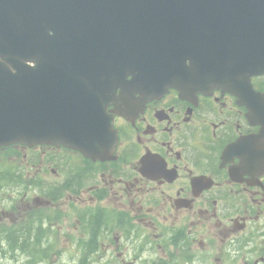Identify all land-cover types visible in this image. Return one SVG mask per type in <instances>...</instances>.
<instances>
[{
	"label": "flooded vegetation",
	"instance_id": "1",
	"mask_svg": "<svg viewBox=\"0 0 264 264\" xmlns=\"http://www.w3.org/2000/svg\"><path fill=\"white\" fill-rule=\"evenodd\" d=\"M252 82L264 91V75ZM144 97L107 106L118 140L104 158L0 150L12 152L0 191L15 195L0 204L1 264H27L33 250L35 264L55 251H67L63 264H264L262 126L220 87Z\"/></svg>",
	"mask_w": 264,
	"mask_h": 264
},
{
	"label": "water",
	"instance_id": "2",
	"mask_svg": "<svg viewBox=\"0 0 264 264\" xmlns=\"http://www.w3.org/2000/svg\"><path fill=\"white\" fill-rule=\"evenodd\" d=\"M261 74L264 0H0V146L104 158L116 142L107 105L170 86L236 94L259 138Z\"/></svg>",
	"mask_w": 264,
	"mask_h": 264
},
{
	"label": "rangeland",
	"instance_id": "3",
	"mask_svg": "<svg viewBox=\"0 0 264 264\" xmlns=\"http://www.w3.org/2000/svg\"><path fill=\"white\" fill-rule=\"evenodd\" d=\"M9 155L12 156V152H11V151H2V152H0V169H4V168L7 167V165H8V161H9ZM51 179H53V178L48 179V183H49V180H51ZM29 191H30V194H31V195L34 194L32 197L37 196V194L35 195V193L39 192V191L37 190V188H36V191H32V189L29 190ZM44 191H45V193H43V197L47 198L48 190H44ZM5 194L10 195L11 197H12V196H15V195H13V193L10 192V191H8V192H6V193H4V192H0V204H1V201H2V197H3ZM16 195H17V194H16ZM18 197H19V196H18ZM0 209H1V208H0ZM58 223H59V225L56 227L55 230L59 233V235L57 234L56 239H58V241H59V245H60V248H61V247H63V245H64V243H65V241H66V240L64 239V237H63L62 229H63V227L66 226L67 222H65V220H63V221L58 222ZM0 256H1V254H0ZM51 257L54 258V260H53L54 263L52 262ZM51 257H50V256L48 257L47 264H63V261H64V260H67V251H55L54 255H53V256L51 255ZM36 258H37V256H35V257L31 260V263H30V264H35V259H36ZM4 259H6V258H4ZM0 263H1V262H0ZM4 263H9V262H6V261H5Z\"/></svg>",
	"mask_w": 264,
	"mask_h": 264
},
{
	"label": "trees",
	"instance_id": "4",
	"mask_svg": "<svg viewBox=\"0 0 264 264\" xmlns=\"http://www.w3.org/2000/svg\"><path fill=\"white\" fill-rule=\"evenodd\" d=\"M5 179L3 178V177H0V189L2 188V186H3V184L2 183H4V185H5ZM28 253V252H27ZM36 253H38V252H36Z\"/></svg>",
	"mask_w": 264,
	"mask_h": 264
}]
</instances>
